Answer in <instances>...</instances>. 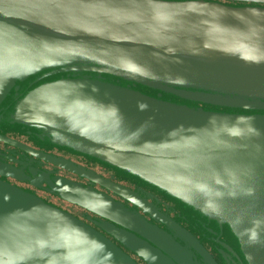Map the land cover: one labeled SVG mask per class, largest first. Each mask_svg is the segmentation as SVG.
Here are the masks:
<instances>
[{
    "label": "water",
    "instance_id": "obj_1",
    "mask_svg": "<svg viewBox=\"0 0 264 264\" xmlns=\"http://www.w3.org/2000/svg\"><path fill=\"white\" fill-rule=\"evenodd\" d=\"M226 1L237 4L0 0V105L28 81L9 120L158 186L225 227L246 264H264V0ZM50 159L140 205L131 189ZM44 181L106 218L100 226L147 264H198L194 252L217 264L145 205L169 233L93 184ZM0 264L138 263L70 212L0 180Z\"/></svg>",
    "mask_w": 264,
    "mask_h": 264
},
{
    "label": "flooded vegetation",
    "instance_id": "obj_2",
    "mask_svg": "<svg viewBox=\"0 0 264 264\" xmlns=\"http://www.w3.org/2000/svg\"><path fill=\"white\" fill-rule=\"evenodd\" d=\"M217 1L226 4H237L226 0ZM25 81H16L15 85L18 88L15 90L12 87L8 92L10 94H7L8 96H6L0 105V135L2 136H0L1 181L15 185L22 190L30 191L41 199L70 212L106 235L138 264H147V262L138 253L131 250L100 226V223L108 221L106 218L51 193L47 188L48 186L44 181V177H64L84 185L93 184L95 188L106 192L114 199L123 202L127 206L135 207L148 221H151L169 233L170 230L166 225L152 218L149 213L143 210L142 205H145L147 208L153 209L158 216L169 218L194 235L217 264H246L236 241L225 227L220 229L214 221H207L190 209H185L172 195L166 193L158 186L146 182L124 170L111 167L104 162L101 163L84 154L75 153L65 148L36 140L34 132L28 133L20 124L12 122L11 118L9 120L8 116H10V112L13 110L14 102L18 96L24 94L28 87V81ZM7 101L9 106L5 110L3 106H7ZM51 157L73 162L95 172L103 178L131 189L138 197L140 205H135L113 191H107L98 182L94 181L92 183V180L89 178L80 176L52 161ZM177 240L181 244L183 243L180 239ZM226 246H229L232 250ZM192 256L195 263L197 261L198 264H205L197 253L194 252Z\"/></svg>",
    "mask_w": 264,
    "mask_h": 264
},
{
    "label": "trees",
    "instance_id": "obj_3",
    "mask_svg": "<svg viewBox=\"0 0 264 264\" xmlns=\"http://www.w3.org/2000/svg\"><path fill=\"white\" fill-rule=\"evenodd\" d=\"M202 106L205 107V108H206V107H209V105H202Z\"/></svg>",
    "mask_w": 264,
    "mask_h": 264
},
{
    "label": "rangeland",
    "instance_id": "obj_4",
    "mask_svg": "<svg viewBox=\"0 0 264 264\" xmlns=\"http://www.w3.org/2000/svg\"><path fill=\"white\" fill-rule=\"evenodd\" d=\"M223 1V0H222Z\"/></svg>",
    "mask_w": 264,
    "mask_h": 264
}]
</instances>
